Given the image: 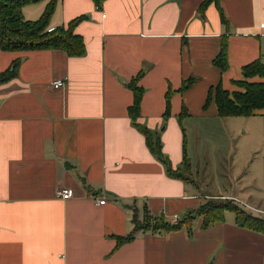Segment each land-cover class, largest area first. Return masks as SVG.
I'll use <instances>...</instances> for the list:
<instances>
[{"label":"crops","instance_id":"crops-1","mask_svg":"<svg viewBox=\"0 0 264 264\" xmlns=\"http://www.w3.org/2000/svg\"><path fill=\"white\" fill-rule=\"evenodd\" d=\"M49 1L25 6L23 16L39 19ZM203 1L106 0L98 9L93 0H60L49 28L88 16L75 28L85 55L0 49V72L22 60L19 76L0 85V264H264V234L238 227L232 212L208 228L197 219L191 231H142L116 246V236L132 232L135 210L140 220L147 209L172 222L222 197L264 215V160L260 202L250 194L258 192L253 181L238 178L228 195L202 196L198 185L167 175L128 115L134 101L126 84L144 71L138 122L160 135L174 167L184 160V129L188 139L189 131L255 118H221L214 102L204 105L212 86L233 91L244 65L264 62V0H221L229 27L214 4L201 14ZM223 37L225 73L213 65ZM65 78L63 88L52 87ZM62 189L73 197L63 200Z\"/></svg>","mask_w":264,"mask_h":264},{"label":"trees","instance_id":"trees-1","mask_svg":"<svg viewBox=\"0 0 264 264\" xmlns=\"http://www.w3.org/2000/svg\"><path fill=\"white\" fill-rule=\"evenodd\" d=\"M44 0H0V49L2 51L20 52L35 50H60L66 52L70 57L83 56L86 54V43L82 35L76 33L78 24L88 16L81 15L73 19L67 25L49 28L50 21L60 0H50L39 19L34 21L27 20L23 16V8L28 5L42 2ZM180 1V0H177ZM95 6L101 9L106 0H93ZM210 4H214L219 10L220 21L222 25L229 27L225 11L222 9L221 0H204L199 6L201 14ZM219 55L213 60V65L222 73L229 68L228 39L223 37ZM22 60L18 59L3 72H0V85L6 84L17 78L18 70ZM145 74L144 71L127 82L126 86L133 92L134 103L128 107L130 116L135 128L145 137V142L156 159L164 166L167 175L173 179L186 181L198 185L193 178L192 162L187 153L186 131L184 129V149L183 162L178 167H174L172 161L163 151V144L158 133L153 132L147 126L141 124L142 98L145 94V88L139 85V81ZM255 78L264 80V62L261 58L244 65L242 67L241 80L232 81L236 89L230 91L225 89L222 84L210 88L204 109H207L212 102L216 104L218 116L227 117H256L261 115L264 110V81H253ZM194 80L190 79L184 82L182 90L193 85ZM172 91L166 94L167 111L164 120L170 116L169 106ZM179 116L180 121L188 115L187 109L183 106ZM226 212H232L236 215V225L242 229H249L256 233L264 234V216H256L245 209H242L235 200L224 199L222 197L206 198L198 208L186 214L183 220L177 224L169 222L164 216L153 217L146 209L142 220L137 216L135 210L133 215V230L128 236H116L117 247L128 243L136 237L137 232L151 231L172 233L183 228L191 231L194 222L202 219L200 228H208L217 223H223L226 220Z\"/></svg>","mask_w":264,"mask_h":264},{"label":"rangeland","instance_id":"rangeland-1","mask_svg":"<svg viewBox=\"0 0 264 264\" xmlns=\"http://www.w3.org/2000/svg\"><path fill=\"white\" fill-rule=\"evenodd\" d=\"M261 114H264V110ZM242 119V126L240 122L232 121L225 126L215 124L213 128H207L195 135L194 131H189L186 139L188 155L193 164V178L198 183L197 191L201 192L202 196L228 195L232 185L237 184L234 178H238L242 184L244 181H253L256 185L254 190L258 192L250 194L255 201V195H261V190H258L261 186L258 182L257 167L258 162L264 160V115ZM240 162L244 164L238 167ZM237 169H240V172Z\"/></svg>","mask_w":264,"mask_h":264},{"label":"built area","instance_id":"built-area-1","mask_svg":"<svg viewBox=\"0 0 264 264\" xmlns=\"http://www.w3.org/2000/svg\"><path fill=\"white\" fill-rule=\"evenodd\" d=\"M103 17H105V14H103ZM67 84V79L65 80H55L52 82V87L56 89H61ZM58 195L63 199V200H68L69 198L73 197V191L71 189H62L59 190ZM106 201L105 199H101L99 201L100 204H104ZM258 212L263 213V210H259ZM175 218L173 219L172 223L177 224L180 220L178 216H174Z\"/></svg>","mask_w":264,"mask_h":264},{"label":"water","instance_id":"water-1","mask_svg":"<svg viewBox=\"0 0 264 264\" xmlns=\"http://www.w3.org/2000/svg\"><path fill=\"white\" fill-rule=\"evenodd\" d=\"M164 128H165V127L163 126V127H162V131H164V130H165Z\"/></svg>","mask_w":264,"mask_h":264}]
</instances>
